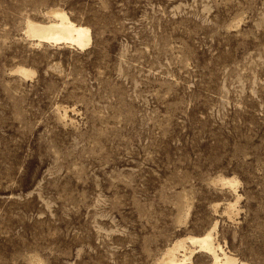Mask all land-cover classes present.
<instances>
[{
    "label": "rangeland",
    "instance_id": "obj_1",
    "mask_svg": "<svg viewBox=\"0 0 264 264\" xmlns=\"http://www.w3.org/2000/svg\"><path fill=\"white\" fill-rule=\"evenodd\" d=\"M56 9L88 45L27 35ZM216 222L264 264V0H0V264H166Z\"/></svg>",
    "mask_w": 264,
    "mask_h": 264
},
{
    "label": "bare ground",
    "instance_id": "obj_2",
    "mask_svg": "<svg viewBox=\"0 0 264 264\" xmlns=\"http://www.w3.org/2000/svg\"><path fill=\"white\" fill-rule=\"evenodd\" d=\"M48 20H27L26 33L29 37L36 38L39 42H52L55 44H74L78 47H84L91 42V28L88 25L77 23L63 10L56 9L50 12ZM15 70L25 77L32 76L35 70L19 65ZM62 116H68V109L64 108ZM222 184H227L236 190L237 179L229 176H219L218 179ZM236 203L229 202L228 211L233 212ZM227 211V212H228ZM214 226L202 233L201 235L189 234L180 237L166 249L163 260L166 264H185L191 259L194 249L188 250L190 247L188 242L198 245L201 250L208 252L213 259L212 264H250L240 260L238 257L229 254L224 247L215 240Z\"/></svg>",
    "mask_w": 264,
    "mask_h": 264
}]
</instances>
